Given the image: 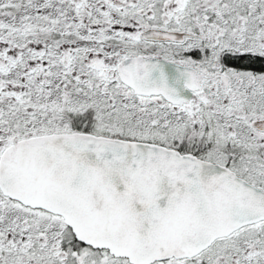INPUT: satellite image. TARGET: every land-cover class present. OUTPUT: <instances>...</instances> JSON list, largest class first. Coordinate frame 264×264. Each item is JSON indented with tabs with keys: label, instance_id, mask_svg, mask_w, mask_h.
<instances>
[{
	"label": "snow or ice",
	"instance_id": "6c2138e0",
	"mask_svg": "<svg viewBox=\"0 0 264 264\" xmlns=\"http://www.w3.org/2000/svg\"><path fill=\"white\" fill-rule=\"evenodd\" d=\"M0 264H264V0H0Z\"/></svg>",
	"mask_w": 264,
	"mask_h": 264
}]
</instances>
